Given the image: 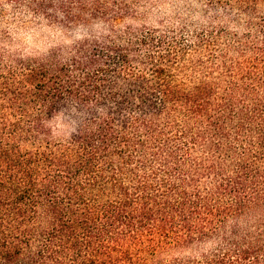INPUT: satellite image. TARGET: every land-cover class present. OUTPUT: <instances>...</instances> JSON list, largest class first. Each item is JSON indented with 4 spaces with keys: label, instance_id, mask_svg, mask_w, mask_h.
Segmentation results:
<instances>
[{
    "label": "trees",
    "instance_id": "1",
    "mask_svg": "<svg viewBox=\"0 0 264 264\" xmlns=\"http://www.w3.org/2000/svg\"><path fill=\"white\" fill-rule=\"evenodd\" d=\"M6 2L75 36L14 46L0 2V264H264V0Z\"/></svg>",
    "mask_w": 264,
    "mask_h": 264
},
{
    "label": "rangeland",
    "instance_id": "2",
    "mask_svg": "<svg viewBox=\"0 0 264 264\" xmlns=\"http://www.w3.org/2000/svg\"><path fill=\"white\" fill-rule=\"evenodd\" d=\"M5 3L3 20L10 26L12 42L14 46L22 47L26 51L43 53L58 44H68L75 36L69 33L67 36L51 26L49 22L35 16L31 11L28 13L14 14L13 10ZM203 2V3H201ZM206 0H137L140 13L135 18H127L123 24L152 26L160 23L171 24L180 18L189 19L192 10H198ZM25 23V24H24ZM18 26V27H17ZM69 130V125L56 116L53 121L55 135L62 136Z\"/></svg>",
    "mask_w": 264,
    "mask_h": 264
}]
</instances>
